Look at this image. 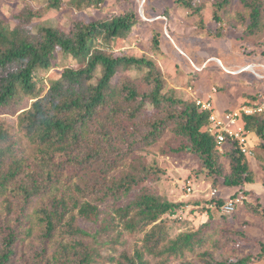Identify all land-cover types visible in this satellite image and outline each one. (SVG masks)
Wrapping results in <instances>:
<instances>
[{
	"label": "trees",
	"instance_id": "obj_1",
	"mask_svg": "<svg viewBox=\"0 0 264 264\" xmlns=\"http://www.w3.org/2000/svg\"><path fill=\"white\" fill-rule=\"evenodd\" d=\"M108 1L72 0L71 7L102 8ZM113 1L104 19H74L68 31L33 32L29 26L37 11L28 7L13 15L14 26L0 17V264H264V209L245 189L256 182L247 157L236 142L218 150L207 132L208 113L191 96L168 87L154 59L162 55L164 34L152 23L172 16L167 2L200 16L202 32L219 40L228 35L222 14L232 0H209L208 13L201 0H155L162 11L158 17H150L144 5L139 13L136 0ZM239 1L245 30L232 44L245 56L251 52L249 37L264 41V0ZM63 2L47 0L46 8L58 10ZM146 29L149 35L143 34ZM131 37L143 40L141 56L120 50ZM219 42L235 48L229 40ZM58 52L74 65L45 81L42 73L52 68ZM203 57L190 60L191 69L212 61ZM257 98L246 97L243 105ZM26 100L30 106L20 108ZM15 114V125L1 117ZM239 122L264 151L262 117L242 116ZM162 142V157L189 156L197 165L194 179L220 189L215 209H206L208 219L197 229L172 233L188 203L158 193L165 171L145 154ZM237 196L244 204L230 215L221 213L224 201ZM30 237L28 254L19 253L18 245ZM248 242L257 251L239 258ZM224 249L229 257L217 260L213 251Z\"/></svg>",
	"mask_w": 264,
	"mask_h": 264
},
{
	"label": "rangeland",
	"instance_id": "obj_2",
	"mask_svg": "<svg viewBox=\"0 0 264 264\" xmlns=\"http://www.w3.org/2000/svg\"><path fill=\"white\" fill-rule=\"evenodd\" d=\"M63 1V5L58 10H51L46 8L47 0H0V17L7 19L3 21L4 24L14 26L15 20L13 15L18 14L23 8L28 7L33 12L37 11V15L34 17L31 25L29 26V29L33 32H36L38 27H50L53 29L68 31L72 20L80 19L88 23L90 20L95 18L104 19L107 14L108 7L115 5L113 0H109L107 5L102 8L90 7L77 11L71 7L72 0ZM201 2L203 3L202 10L205 9L206 13H208L211 9L210 1L201 0ZM136 3L139 8V13L142 10V5H144L149 9V13L151 15L150 17H158L160 12H162L161 10H158V3L155 0H152L149 4H147V2L144 3V0H136ZM167 5L173 10L172 16L169 19L161 17V19H163L161 22H154L152 25L155 29L162 31L165 35L160 37L162 55L157 53L154 55V59L157 61L160 69L164 72V77L168 87L176 88L178 96L186 95V97L188 96V99H190L191 97H199L201 95V91L203 92L205 88H208L207 92H209V89L211 88L210 86L216 84L217 86L223 88V91L221 92H225L228 98H233V100H235L239 97L240 102H242L244 96L240 95L237 89L238 87H235L233 76H230L231 73L229 75V71H226L228 70L226 67L223 68V66H226L225 63L229 61L232 63L238 61L237 63L239 65L241 64L242 67L245 65L246 55L244 56V53L242 51H238L236 45L234 46L236 43L235 40H237L240 35H243L245 30V25H241L238 20V15L244 12L240 1L232 0L228 12L225 15L222 14V19L225 21L223 28L225 33L228 34L227 36H224L225 38L223 39L229 40L231 44L234 42L232 45L235 48L233 49H230L226 45L222 46L219 41H224L223 39L214 40L208 37L206 33L202 32L198 26L203 23L201 22L202 18L200 16L193 17L190 12L185 13L182 9H175L171 2H167ZM113 11H117V7H115ZM149 20L150 22H153L154 18ZM205 25L206 28H210L212 32L216 30V27L211 26V22L208 20L205 21ZM227 28L231 29H228V31L230 30V33H227ZM143 34L149 35L150 30H144ZM246 43L248 44L246 51H251L247 56H251V59L253 60H255V58H257V60L264 59V41L260 36L249 37L246 40ZM140 44L144 45L141 38L137 41L134 40V37H131L130 45H124L120 50L132 51L135 55L141 56L142 50L140 48ZM56 56V61L52 68L47 71L48 73H42L45 81L48 80L50 75L54 76L56 79L64 68H71L72 65H74V61L72 59L64 58L60 52H58ZM203 56H206L209 60H213L211 62L208 60L205 63L203 62L205 65L208 64L206 68L201 66L203 63H194L201 69L200 71L198 70L199 73L195 76L196 74H193L192 72L194 67L191 69L190 60L196 62L204 58ZM252 68L254 67L250 66L248 69L252 70ZM194 72L197 71L194 70ZM249 73L253 74L251 71H248V74ZM255 73V75L251 76L253 82L246 81L247 83H245V86L243 87L244 93L247 91L249 92L252 88V91H254V85L258 86L260 79L256 78V76L264 78V72L262 70L256 71ZM186 83L189 84L190 88H186V85H184ZM251 83L252 85H250ZM30 102L31 101L26 100L20 108H28L30 106ZM16 116L17 114L3 115L1 117L9 123H13V125H15ZM16 134L19 136L18 133ZM165 138L167 139L168 137ZM163 143L164 142L154 146L145 155L148 157L149 161L151 159H155L161 169L165 171V174H162L163 178L160 179L158 183V193L162 194L165 198L171 201L188 203V205L183 207L184 213L181 215V219L176 218V220L172 223V233L175 234L186 230L197 229L208 219V216L205 214L206 209H215L214 203L210 202L209 199L210 192L212 190H217L218 196H220V189L212 187V185H210L207 181L194 179V170L197 169V165L196 162H194L189 156L176 160L168 157H162L159 153V148L162 147ZM22 147L25 149L27 154H32L33 151H31L28 143L22 142ZM151 183L153 184V180ZM188 189H191V191H188ZM231 194L232 193L229 192L227 196ZM222 195L226 196L225 193H222ZM259 196L260 203H262V207L264 208V193H261ZM215 200L216 199H214V201ZM211 205L213 208H209ZM190 211H193V213H188ZM186 213H188V215L185 219L184 217ZM249 220H252L253 222V218L251 216ZM33 224L34 222L31 221V226H33ZM81 226L92 230V227L88 224L86 225L81 223ZM235 227L238 230L243 229L240 225H235ZM29 242L34 243L33 237H30L18 245L19 253L21 252V254L23 253L24 255L28 254L27 248ZM256 251L257 249L252 246V243L248 242L243 245L242 250L238 253V257L240 258L246 255H252L253 253L255 254ZM213 255L217 260H221L229 257L230 252L226 249L218 250L213 251ZM194 256L195 255H193V257ZM191 257L192 256L189 258ZM150 264H153V261L150 260Z\"/></svg>",
	"mask_w": 264,
	"mask_h": 264
},
{
	"label": "built area",
	"instance_id": "obj_3",
	"mask_svg": "<svg viewBox=\"0 0 264 264\" xmlns=\"http://www.w3.org/2000/svg\"><path fill=\"white\" fill-rule=\"evenodd\" d=\"M249 67L250 66H248L247 69ZM194 70L198 72V70L200 71L201 69L194 66ZM194 70H192V72H194ZM216 93L217 87L212 86L204 97H193L197 107L201 111L208 113V134L214 139L220 152L223 151L224 146L229 142H236L243 155L247 158H253L254 152L249 147L247 140L248 134L239 120L242 116L252 117L260 115L264 121V94H260L257 100L252 104L241 105L240 107L218 113L214 106V96ZM188 191H191V189H188ZM217 196V190H212L209 194L210 202L214 203V199H216ZM244 202L245 198L242 196L228 198L224 201V204L220 206V212L230 215L235 212L238 206L243 205ZM209 208H213V206L211 205ZM178 219H181V216Z\"/></svg>",
	"mask_w": 264,
	"mask_h": 264
},
{
	"label": "crops",
	"instance_id": "obj_4",
	"mask_svg": "<svg viewBox=\"0 0 264 264\" xmlns=\"http://www.w3.org/2000/svg\"><path fill=\"white\" fill-rule=\"evenodd\" d=\"M223 57H225V56H223ZM245 58H246L245 59L246 61H245V65L243 67L241 64L239 65L237 63L238 61L233 62V63L231 61H229V62L225 63L226 66L222 65L223 68L226 67L228 69V70H226V69L225 70L229 71V75L231 73L230 76H233V82H234L235 87H238L237 89L239 91V94L244 96V98L242 99V102H240L239 97L236 98L235 100H233V98H228L227 95L225 94V92L222 93L221 90L218 91V88L223 89L222 87L217 86L216 84L210 86V87H212V86L217 87V93L214 96V100H215L214 103L216 106L215 109L218 113H221L224 110H229V109L240 107L241 105L244 104L243 102L245 101L246 97L252 98L255 95L259 96V94H264V78H259L257 76H256V78L260 79L258 86L254 85V91H252L253 90V88H252L249 92L247 91L246 93H244L243 87L245 86V83H247L246 81H252L253 82L251 76L255 75L256 71L262 70L264 72V62H263L264 59L263 60H257V58H255V60H256L255 61V60L251 59V56H247V55L245 56ZM248 66H253L256 69H254V68H252V70L247 69ZM237 67H239V68H237ZM248 71L253 72V74L252 73L248 74ZM250 85H252V83ZM250 88H251V86H250ZM204 90L208 91V88H205ZM203 96H204V94H202L199 97H203ZM247 134H248L247 140H248L249 147L254 152V157L253 158H247V162L249 164L250 169L255 174L256 182L253 185H247L245 187V189L248 191H251L253 193L251 195L252 199H258L259 203H260V196L259 195H261V193H264V187L261 184L262 180L264 179V151L259 149V142H260L259 138L257 136H255L253 133L248 132ZM260 205L263 206L262 203H260Z\"/></svg>",
	"mask_w": 264,
	"mask_h": 264
},
{
	"label": "bare ground",
	"instance_id": "obj_5",
	"mask_svg": "<svg viewBox=\"0 0 264 264\" xmlns=\"http://www.w3.org/2000/svg\"><path fill=\"white\" fill-rule=\"evenodd\" d=\"M205 68V67H204Z\"/></svg>",
	"mask_w": 264,
	"mask_h": 264
}]
</instances>
